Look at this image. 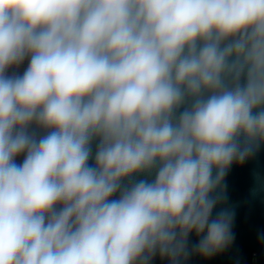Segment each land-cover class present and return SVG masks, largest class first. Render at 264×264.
Instances as JSON below:
<instances>
[{
    "label": "clouds",
    "instance_id": "clouds-1",
    "mask_svg": "<svg viewBox=\"0 0 264 264\" xmlns=\"http://www.w3.org/2000/svg\"><path fill=\"white\" fill-rule=\"evenodd\" d=\"M261 144L264 0H0V264L221 252Z\"/></svg>",
    "mask_w": 264,
    "mask_h": 264
},
{
    "label": "water",
    "instance_id": "water-1",
    "mask_svg": "<svg viewBox=\"0 0 264 264\" xmlns=\"http://www.w3.org/2000/svg\"><path fill=\"white\" fill-rule=\"evenodd\" d=\"M28 66V60L8 69V74H22ZM30 132H35L37 137L44 135L42 129L32 125ZM93 141V156L96 144ZM24 156L17 157V163H21ZM90 164L94 160L89 161ZM259 178V179H258ZM134 180L154 179V173L134 174ZM127 182V181H125ZM226 189L223 200L213 210V217L222 208H227L234 213L232 233L234 240L223 251L210 257H203L193 250V245L198 243V237L193 233L188 238L189 255L181 258L179 264H264V144L259 150L243 163L234 162L228 170L223 181ZM150 264H170L168 258L161 259L157 254Z\"/></svg>",
    "mask_w": 264,
    "mask_h": 264
}]
</instances>
